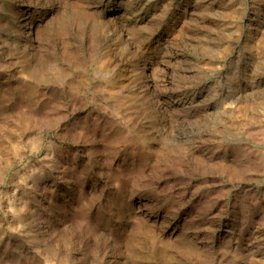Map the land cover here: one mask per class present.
<instances>
[{"label": "rangeland", "instance_id": "374dc122", "mask_svg": "<svg viewBox=\"0 0 264 264\" xmlns=\"http://www.w3.org/2000/svg\"><path fill=\"white\" fill-rule=\"evenodd\" d=\"M0 264H264V0H0Z\"/></svg>", "mask_w": 264, "mask_h": 264}, {"label": "bare ground", "instance_id": "6f19581e", "mask_svg": "<svg viewBox=\"0 0 264 264\" xmlns=\"http://www.w3.org/2000/svg\"><path fill=\"white\" fill-rule=\"evenodd\" d=\"M116 6V5H115ZM120 10V9H119ZM112 11H114V10H112ZM118 16V15H117ZM118 19V18H117ZM41 22V21H40ZM111 25V24H110ZM31 26H32V24H31ZM33 27V26H32ZM39 27V26H38ZM38 27H33V29H34V33H36L37 35H38V30H40V29H38ZM31 28V27H30ZM36 36V35H35ZM42 37H43V35H42ZM36 40V39H35ZM38 40H39V38H38ZM38 44H39V42H38ZM63 45V44H62ZM38 46V45H37ZM39 49V48H38ZM85 59V58H84ZM39 64V63H38ZM84 64V63H83ZM88 64V63H87ZM91 64V63H90ZM58 79V78H57ZM108 91V90H107ZM96 125V124H95ZM88 129V128H87ZM263 133V132H262ZM94 140V139H93ZM102 141V140H101ZM103 143V142H102ZM104 144H105V142H104ZM106 145V144H105ZM5 174V173H4ZM77 179V178H76ZM79 180V179H78ZM65 209V208H64ZM63 209V210H64ZM66 213V212H65ZM79 213V212H78ZM131 243V242H130ZM132 245V244H131ZM127 247L129 248V245L127 244ZM131 251V250H130Z\"/></svg>", "mask_w": 264, "mask_h": 264}]
</instances>
